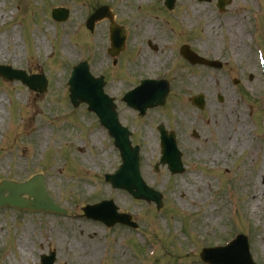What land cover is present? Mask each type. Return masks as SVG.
<instances>
[{
    "label": "rangeland",
    "instance_id": "rangeland-1",
    "mask_svg": "<svg viewBox=\"0 0 264 264\" xmlns=\"http://www.w3.org/2000/svg\"><path fill=\"white\" fill-rule=\"evenodd\" d=\"M18 3L22 6L17 7ZM107 3L118 21L130 29L128 44L137 52L132 56L125 49L115 58L114 65L106 49L110 47L108 20L99 21L94 32L86 28L88 12ZM134 3L0 0V63L44 73L49 81L47 90L37 93L21 82L0 79V181H23L43 173L49 192L62 206L71 209L74 205V210L78 205L82 209L100 202L102 196L111 197L138 223L136 229L126 225L109 229L84 216L71 219L70 214L0 208V264H40L41 254L51 250L57 254L55 264H99L105 259L103 264H124L121 250L133 264H207L200 257L202 247L223 243L239 230L249 237L254 260L264 264V183L257 200L261 209L254 212L247 188L250 181H243L249 176L251 181L260 182L264 176V89L260 45L256 46V42L264 45V0H234L225 13L212 3L178 0L177 11L199 16L187 17L189 22L199 24L194 32L176 30L179 41L196 37L194 42L200 45V51L228 60V65L220 70L175 63L171 58L178 57L176 41L165 42L153 34L158 31L173 37L175 23L164 15H156L148 4L150 11L141 12L138 5L142 4ZM56 6L71 10L65 23L56 24L51 17V9ZM210 21L218 32L213 41L210 30H204ZM16 26L20 33L14 29ZM14 39L19 40L17 45ZM147 39L156 41L161 49H149ZM65 40L71 52L62 50ZM83 56L89 58L95 74H109L108 92L119 98L135 84V78L173 70L167 102L149 111L145 118L140 119L119 102L120 118L132 129L133 143L141 146L142 175L150 186L164 194L161 209L154 202L136 199L106 182L105 174L116 171L120 163L119 150L104 127L105 137L92 143L88 133L99 127L98 118L86 107L77 110L67 101L70 67ZM234 78L239 83L235 84ZM200 92L208 103L203 112L189 101ZM218 94L224 96L223 101ZM160 123L177 133L186 166L183 173L171 174L167 165L155 168L161 156ZM43 128L52 145L33 153ZM193 129L199 132V139L192 136ZM225 133L229 135L224 139ZM7 136L9 142L4 144ZM85 151L92 153L95 171L100 172L92 177L101 188L104 186L102 194L97 183L90 185L91 190L82 183L90 174L81 163V153ZM97 236L102 241L99 256L84 244L97 241ZM111 242L109 253L107 246ZM153 250L155 254L148 258Z\"/></svg>",
    "mask_w": 264,
    "mask_h": 264
},
{
    "label": "water",
    "instance_id": "water-1",
    "mask_svg": "<svg viewBox=\"0 0 264 264\" xmlns=\"http://www.w3.org/2000/svg\"><path fill=\"white\" fill-rule=\"evenodd\" d=\"M168 2L170 3L171 0H168ZM63 12L64 13V17H58V18H66L67 17V12L66 11H62V10H56L54 13V16L56 17L55 14ZM57 18V17H56ZM193 62H196L195 59H193ZM78 74H80V69ZM89 81H93L89 78ZM84 81L80 79V77H76L75 80H73V87H72V97H73V102L75 103V105H78L82 100H87L90 102L91 107L90 109H95L99 112V114L102 117V120L105 124L111 126L113 132L118 136V144L121 146L122 150H123V155L124 158L126 160L129 159L130 157V146H129V141L128 139L123 136V130L121 128H119L118 126V120H117V114L115 113L114 109L115 106L114 104L111 102V99L107 98V96H105L102 93V87L101 84L97 83L96 81L92 82L95 84V87L88 85L87 87L83 86ZM40 85H38L37 87H39ZM125 100H127L129 102V104L136 106L138 105V98L135 96V94L129 93L125 96L124 98ZM195 103H197L199 106L203 107L204 101H203V96H196L194 98ZM165 143V159L169 161V163L171 164V168L173 170V172L179 171V163H177V157H176V150H175V146L174 143L171 142V139L169 140H164ZM22 188V187H20ZM20 191V190H19ZM19 191H17L16 189H14V193H18ZM21 192V191H20ZM19 192V193H20ZM140 195H144L145 193L143 192H138ZM36 194H38V192H36ZM42 193L40 192L39 195H41ZM13 196H16L13 194ZM16 199V198H14ZM42 199V198H39ZM14 203H16V201L13 200ZM21 202V201H20ZM20 205H25V204H21ZM37 206H39V204H36Z\"/></svg>",
    "mask_w": 264,
    "mask_h": 264
},
{
    "label": "bare ground",
    "instance_id": "bare-ground-1",
    "mask_svg": "<svg viewBox=\"0 0 264 264\" xmlns=\"http://www.w3.org/2000/svg\"><path fill=\"white\" fill-rule=\"evenodd\" d=\"M137 1L144 3V2H147L149 0H137ZM2 17H3V15H2ZM208 27H209V30H211V39L214 38V37H216V35H217V32L215 30L216 27L213 24L211 25V22H209ZM233 39L236 40L237 38L233 37ZM16 42H17V40H15V43ZM234 45H233V48H236V45L235 46ZM63 46H64L63 49H66V50H68L70 52V49H67L68 46L66 44H63ZM1 55L2 54L0 53V56ZM224 119L226 121H228V116L224 117ZM228 135H229L228 133L223 134V138L224 139L227 138ZM104 137H105L104 136V133L102 132L101 129H95V130H92V132H90L89 140L92 143L97 144L98 142H101ZM50 144H51V141H50V138H48V132L43 128L40 131V134L38 135V139H37V142H36V151L44 150ZM233 147H235V145ZM222 148L225 150L226 149V145H223ZM252 153H253V150H252ZM212 157H213V153H212ZM19 160H21V159H19ZM19 160H18V162H19ZM82 162L84 164L91 165L90 166V170L91 171H94L95 170V163L93 161L92 153H90V151H85V152L82 153ZM261 177H262V181H260V182H256L255 180H252L251 181V178H249V176L245 177V179L243 180V181H250L249 182V187H247V188H248V191H250V199H249V201L254 206V212L259 208V206L257 204V200L259 199V195H260L259 194V190L260 191L262 190L263 183H264V176L262 175ZM253 182H254V184H252ZM241 184H242V182H241ZM199 189H200V187H199ZM182 193H184L185 197H189L188 194H186L183 190H182ZM259 209H261V208H259ZM58 238H60V236H58ZM96 238H97V241L96 240H89L88 242H84V244H85V247L87 246V247H90L91 248V253L93 255H96L97 254L99 256V255L102 254V251H101V248H100L101 245H102L101 244L102 241H101V239H100L99 236H97ZM78 246H80V244H78ZM121 252H122V254H124L122 256V259L124 261V264H131L130 262H128V261L125 260V258H126L125 251L124 250H121Z\"/></svg>",
    "mask_w": 264,
    "mask_h": 264
}]
</instances>
